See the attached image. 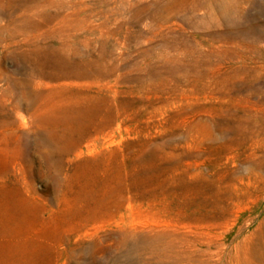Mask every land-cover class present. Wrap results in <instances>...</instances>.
Listing matches in <instances>:
<instances>
[{
  "label": "rangeland",
  "instance_id": "374dc122",
  "mask_svg": "<svg viewBox=\"0 0 264 264\" xmlns=\"http://www.w3.org/2000/svg\"><path fill=\"white\" fill-rule=\"evenodd\" d=\"M205 1L0 0V264H264V0Z\"/></svg>",
  "mask_w": 264,
  "mask_h": 264
},
{
  "label": "bare ground",
  "instance_id": "6f19581e",
  "mask_svg": "<svg viewBox=\"0 0 264 264\" xmlns=\"http://www.w3.org/2000/svg\"><path fill=\"white\" fill-rule=\"evenodd\" d=\"M214 1L215 0L205 1V6L210 10L208 14V18H207L208 23H218L220 20V17H225V14H229L228 12H230V10L232 9L235 14L240 15L241 9L239 8V5H237V2L233 0H219L220 6H221L220 8L221 13H218L217 15V12H215V8H214Z\"/></svg>",
  "mask_w": 264,
  "mask_h": 264
}]
</instances>
